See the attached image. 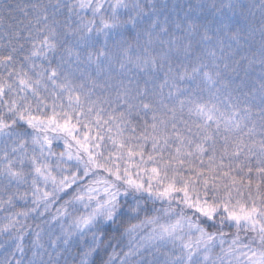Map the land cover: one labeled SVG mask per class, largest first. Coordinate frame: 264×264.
Returning <instances> with one entry per match:
<instances>
[{"label":"snow or ice","instance_id":"1","mask_svg":"<svg viewBox=\"0 0 264 264\" xmlns=\"http://www.w3.org/2000/svg\"><path fill=\"white\" fill-rule=\"evenodd\" d=\"M0 264H264V0H0Z\"/></svg>","mask_w":264,"mask_h":264}]
</instances>
